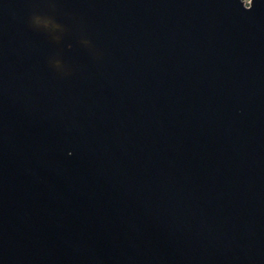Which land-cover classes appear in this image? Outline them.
<instances>
[{"label":"water","instance_id":"95a60500","mask_svg":"<svg viewBox=\"0 0 264 264\" xmlns=\"http://www.w3.org/2000/svg\"><path fill=\"white\" fill-rule=\"evenodd\" d=\"M0 264H264V0H0Z\"/></svg>","mask_w":264,"mask_h":264},{"label":"rangeland","instance_id":"374dc122","mask_svg":"<svg viewBox=\"0 0 264 264\" xmlns=\"http://www.w3.org/2000/svg\"><path fill=\"white\" fill-rule=\"evenodd\" d=\"M247 2H248V0H247Z\"/></svg>","mask_w":264,"mask_h":264}]
</instances>
